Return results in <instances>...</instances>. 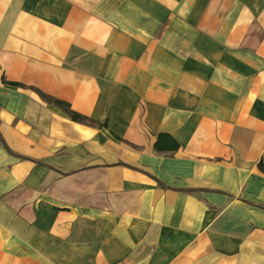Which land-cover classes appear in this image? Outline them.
<instances>
[{
    "label": "crops",
    "instance_id": "obj_1",
    "mask_svg": "<svg viewBox=\"0 0 264 264\" xmlns=\"http://www.w3.org/2000/svg\"><path fill=\"white\" fill-rule=\"evenodd\" d=\"M260 161L264 0H0V264H264Z\"/></svg>",
    "mask_w": 264,
    "mask_h": 264
},
{
    "label": "trees",
    "instance_id": "obj_2",
    "mask_svg": "<svg viewBox=\"0 0 264 264\" xmlns=\"http://www.w3.org/2000/svg\"><path fill=\"white\" fill-rule=\"evenodd\" d=\"M42 98H44L49 103L54 104L55 106L59 107L71 120L78 122V123H84V124H94L96 126H105V123H99L85 115H82L70 108V105L64 101L49 97L41 92H39ZM175 148H177V145H175ZM258 166L261 170L264 171V164L262 161L258 163ZM161 184V183H160ZM162 185V184H161ZM163 186V185H162Z\"/></svg>",
    "mask_w": 264,
    "mask_h": 264
}]
</instances>
